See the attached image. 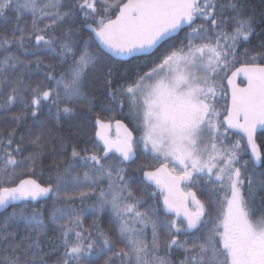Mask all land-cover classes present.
Listing matches in <instances>:
<instances>
[{"label":"snow or ice","instance_id":"obj_1","mask_svg":"<svg viewBox=\"0 0 264 264\" xmlns=\"http://www.w3.org/2000/svg\"><path fill=\"white\" fill-rule=\"evenodd\" d=\"M100 2L102 12L98 0L75 4L71 0H0V18L7 19L6 13L14 10L17 21L10 34L0 35V84L10 85L0 107L7 110L17 100L23 104L14 121H22L28 111L37 117L45 103L56 108L57 121L61 114L71 116L77 104L91 111L95 97L87 91L90 76L100 82L112 104L122 108L120 98L126 96L136 121V128L130 130L115 120L113 138L111 122L97 116L92 150L73 145L66 165L62 159L53 161L57 174L46 184L31 178L14 184L24 172L33 173L43 155V127L29 133L27 143L36 150L22 159L17 156L23 146L17 143L11 148L16 129L9 131L6 140L0 138V208L13 206L0 219V264H47L48 253L42 245L49 223L63 247L55 264H94L101 255L103 264H172L167 254H159L162 247L183 250L178 264H264V179L248 168L252 161L264 164V152L256 143L257 130L264 129V51L249 55L245 48L239 52V45L247 43L254 31L252 17L244 15L240 0ZM117 8L112 18L110 13ZM25 13L31 15L30 25L19 23ZM79 13L91 21L85 27L94 41L93 36L82 43L77 38L72 25ZM185 27L189 29L187 44L182 39L179 46L170 45L142 74L113 87L112 67H105L108 57L101 47L111 57H134L155 49ZM92 42H98L96 50ZM258 47L264 48V43ZM12 48L25 54L32 49L35 59H24ZM43 53L57 61L44 65L49 83L25 84L24 73L31 64L39 68L44 63ZM238 55L246 59L232 71ZM17 70L19 74L14 75ZM240 76L246 81L243 87L236 83ZM221 100L223 107H218ZM230 135L237 138L229 144ZM249 151V159L241 164ZM145 154L153 163L140 169L143 182L145 188L154 186L152 197L158 190L164 216L159 204L141 211L143 197L135 196L125 178L127 164ZM77 167L85 169L83 174L76 173L69 181ZM9 184L14 186H5ZM209 184L217 197L211 201L216 206L214 215L194 190ZM91 196L96 198L89 206L95 216L111 209L115 238L95 219L85 228V210L69 205ZM49 199L50 208L31 206ZM21 223L24 235L16 230Z\"/></svg>","mask_w":264,"mask_h":264},{"label":"trees","instance_id":"obj_2","mask_svg":"<svg viewBox=\"0 0 264 264\" xmlns=\"http://www.w3.org/2000/svg\"><path fill=\"white\" fill-rule=\"evenodd\" d=\"M73 4L77 2V0H71ZM221 3H227L228 0H219ZM240 3L244 9V15L250 16L253 19V29L254 31L251 34L250 40L247 43H241L239 45V52L243 53L245 48L249 49V55H253L256 52L264 51V48L258 47L261 43H264V0H240ZM98 10L102 12L103 4L98 0L97 3ZM117 9H113L111 11L112 17L114 16ZM5 18H0V35H8L12 32L15 27L16 21V13L14 10H10L6 13ZM91 21H85L83 19V14L79 13L75 22L73 23V30L78 33L77 38L82 43L83 41L89 40V37L92 36V33L89 29L85 27L86 23H90ZM197 23L200 21L197 20ZM20 24H29L31 23V15L29 13H25L19 21ZM65 28L68 27L66 24ZM58 31H60L58 29ZM189 31L183 30L178 35L172 36L169 39L163 41L151 54L149 55H140L131 57L125 60L117 59L111 57L110 54L106 53L100 48V51L104 56H107L108 59L105 63V67L111 66L113 71L114 83L113 87L124 82H128L130 80L135 79L137 73H143L147 68L152 66V61H158L160 56L169 49L170 45L179 46L180 41L183 39L184 43L187 44V39H185V34ZM94 41V39H93ZM97 43L92 42L91 48L96 50ZM12 51L16 52L18 55H21L22 58L27 60H34L35 57L31 55L32 49L29 50L27 54L22 53L17 48H12ZM2 52V50H0ZM41 59L43 60V64L37 68L33 63L29 66V70L24 73V83L30 84L34 86L38 82L49 83L45 80V72L47 69L44 65L49 63H57V61L47 53H43L41 55ZM246 57L243 55H238V62L235 64L237 66L240 64L239 61H244ZM234 66V67H235ZM233 67V68H234ZM232 68V69H233ZM59 71V65H58ZM19 70L16 71L14 75H18ZM223 75V74H221ZM14 78V76H13ZM92 83L88 86L87 91L89 95L94 96L95 100L92 105V110L88 111L86 107L77 104L75 106V112L71 116H65L61 114L59 121L56 119V108L54 106L50 107L48 103H45L42 107L41 111L38 113L37 117H33L31 112L28 111L24 116L23 120L17 123L13 120V116L16 113H19L23 109V104L17 100L11 108L5 109L0 107V138L7 139L9 131L12 129H16L14 141L11 145V148L14 149L17 143H20L23 146V151L18 154L17 158L22 159L24 156H27L30 152L35 151L34 147L27 143L29 133H35L43 127L44 139L46 142V147L43 149V155L40 157L37 165L33 171V173L24 172L19 175L14 184H16L20 179L24 177H33L38 180L41 184H46L49 180L55 179L57 174V170L53 166V161L64 160L65 165L70 159L72 146L75 145L78 150H83L84 148H88L89 151L92 150V146L94 142H96L95 131L96 124L95 121L97 116L104 121H110L112 127L110 131L115 127V120H122L127 123L129 127L134 130V124H132V117L127 109L129 108V100L127 97H121L120 99L123 101V107H119V105H114L110 102L109 98L105 94V90L100 86V82L96 81L94 77L90 76ZM219 79V77L217 78ZM225 80V79H224ZM224 83V81H223ZM225 86V83H224ZM10 85L0 84V103L6 99V96L9 92ZM224 100L220 101L218 107H223ZM115 130L113 131V135L115 134ZM25 137V140L21 141V136ZM134 135H138V131H134ZM237 137L230 135L226 140V143H233ZM257 141L260 145L262 152H264V130L260 131L257 134ZM244 143V141H243ZM245 144V143H244ZM61 145H65V148H62ZM102 148V145H101ZM83 154V153H82ZM243 160H248V154H244L242 156ZM241 159V160H242ZM153 161L150 159L148 154L138 156L134 162H129L127 164V171L125 173V178L128 182V187L134 192L137 198L143 197V202L141 203L140 210L144 211L150 205L155 207L157 204L160 206V214L164 216V213L161 210V201L159 197V192L157 191L156 197L151 196V192L154 190V186L145 188V184L142 178L143 170H140L142 166L145 164H152ZM243 164V161L242 163ZM248 168L250 171L254 170L256 176L260 179H264V164H260V166L256 167L252 162L249 163ZM85 169L83 167H77L72 169V173L69 174L68 180L71 181L72 175L76 173L83 174ZM20 171V170H18ZM63 171V167L60 169ZM7 179V177H4ZM14 184H9L5 186H13ZM108 181H103V186L107 187ZM202 185H205V181H201ZM72 189L71 183L69 184V190ZM99 188H97V191ZM198 197L205 201L209 213L214 215L216 212V206L211 201L217 199L215 194L212 193V185H206L202 188H195ZM246 190V189H245ZM95 196H91L90 198H86L81 202L80 199H76L75 202H69L71 207L85 210V215L82 216L83 224L85 228H88L89 225L92 224L93 220H97L98 224L103 228V230L112 233L113 238H115V227L112 223L113 214L110 208H106L99 216H95L91 209L90 205L95 202ZM258 199V198H257ZM63 203V202H62ZM45 205L46 208H50L52 205L51 199L45 201H40L39 203H35L34 205L37 208ZM30 206V207H31ZM258 208V205H256ZM15 207H22V205H15ZM13 210V206H9L4 211H0V219L6 217ZM207 219V217H206ZM211 227V223L207 225V228ZM207 228L204 231H207ZM55 226L49 223V228L47 230V235L43 237V247L44 251L48 253L47 255V264H55V262L61 257L63 253L62 242L58 237L57 231L54 230ZM19 235L25 234V229L23 223L19 225L16 229ZM148 239H151V229H147ZM200 235L202 233H194ZM191 235V234H190ZM19 238V236L17 237ZM161 239H164L163 234L161 235ZM180 239H185L184 235H181ZM160 255L167 254L168 259L172 261V264H178V262L184 258V252L182 249H173L168 251L166 248H161ZM110 255V253H108ZM105 256L101 255L97 260L94 261V264H103ZM119 264V262H117Z\"/></svg>","mask_w":264,"mask_h":264},{"label":"water","instance_id":"obj_3","mask_svg":"<svg viewBox=\"0 0 264 264\" xmlns=\"http://www.w3.org/2000/svg\"><path fill=\"white\" fill-rule=\"evenodd\" d=\"M125 2H126V0H125ZM118 11V10H117ZM115 17V15L112 17V18H114ZM87 28V27H86ZM88 29V28H87ZM90 30V29H89ZM177 33H175V34H173L172 36H174V35H176ZM93 35V34H92ZM93 38H94V36H93ZM162 43V42H161ZM97 44H98V42H97ZM158 47V46H157ZM156 47V48H157ZM155 48V49H156ZM101 49L103 50V51H105L106 52V50H104L102 47H101ZM155 49H152V50H149L148 52H146V53H141V54H139V55H148V54H150V53H152ZM107 53V52H106ZM139 55H137V56H139ZM114 58H117V59H122V60H125V59H128V58H130V57H114ZM237 67H240V65H238ZM237 67H235V68H237ZM235 68L232 70V71H234L235 70ZM228 75H231V72L228 74ZM239 80H242L243 82H244V84H240L239 83ZM236 83L239 85V86H241V87H243V86H245V84H246V81L243 79V76H240V77H237V79H236ZM225 85H226V87H227V80L225 79ZM262 130H264V129H258L257 130V133L259 132V131H262ZM247 143V141H246V139H245V144ZM256 143H257V145L260 147V145L258 144V142H257V140H256ZM249 155H250V151H249ZM252 163L255 165V166H260V164H257V163H255V161H252ZM142 177H143V174H142ZM28 178H31V179H35V178H33V177H24V178H22V179H28ZM36 180V179H35ZM38 182V181H37ZM19 183V181L16 183V184H18ZM38 183H40V182H38ZM14 186V185H13ZM8 208V207H7ZM7 208H0V211H4L5 209H7ZM162 210H163V206H162Z\"/></svg>","mask_w":264,"mask_h":264},{"label":"rangeland","instance_id":"obj_4","mask_svg":"<svg viewBox=\"0 0 264 264\" xmlns=\"http://www.w3.org/2000/svg\"><path fill=\"white\" fill-rule=\"evenodd\" d=\"M127 112H129L130 114H131V117H132V109L130 108V104H129V108L127 109ZM221 119H223V117L221 116L220 117ZM105 122H107V121H105ZM109 122V121H108ZM123 122V121H122ZM132 124H134V129L136 128V121L133 119V117H132ZM140 132L138 131V135H135V136H137V137H139L140 136ZM242 161H243V159L241 160V163H242Z\"/></svg>","mask_w":264,"mask_h":264},{"label":"flooded vegetation","instance_id":"obj_5","mask_svg":"<svg viewBox=\"0 0 264 264\" xmlns=\"http://www.w3.org/2000/svg\"><path fill=\"white\" fill-rule=\"evenodd\" d=\"M120 121H122V120H120ZM124 123H125V125L130 129V130H132V128L131 127H129L128 125H127V123L125 122V121H123ZM115 131H116V128H115ZM111 135V134H110ZM116 136V132H115V134H114V136H113V138ZM162 203V202H161Z\"/></svg>","mask_w":264,"mask_h":264}]
</instances>
